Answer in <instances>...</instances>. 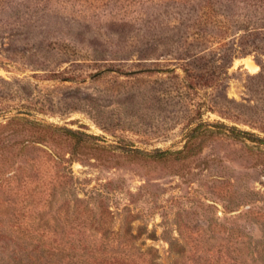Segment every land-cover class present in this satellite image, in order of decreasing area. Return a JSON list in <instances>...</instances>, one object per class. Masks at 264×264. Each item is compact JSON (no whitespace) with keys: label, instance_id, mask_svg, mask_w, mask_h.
Segmentation results:
<instances>
[{"label":"rangeland","instance_id":"obj_1","mask_svg":"<svg viewBox=\"0 0 264 264\" xmlns=\"http://www.w3.org/2000/svg\"><path fill=\"white\" fill-rule=\"evenodd\" d=\"M231 127L264 139V0H0V245L130 231L161 264H264V144Z\"/></svg>","mask_w":264,"mask_h":264},{"label":"trees","instance_id":"obj_2","mask_svg":"<svg viewBox=\"0 0 264 264\" xmlns=\"http://www.w3.org/2000/svg\"><path fill=\"white\" fill-rule=\"evenodd\" d=\"M190 84H188L189 86ZM200 125H196L191 130L196 132ZM233 136L245 138L259 144H264V139L256 137L250 132H245L234 127L229 128ZM62 138L69 140L75 146L85 145L91 135H87L78 130L58 127L55 128ZM96 138V137H95ZM167 155L166 151L156 150V158H162ZM47 220V219H45ZM41 225L47 224V221L40 219ZM3 232V231H0ZM10 234V240L14 239V245H0V253L3 251L5 256L0 257V264H161L159 255L153 246H147L144 250L133 243V239L141 233L134 235L130 231L129 240L123 234L116 232L106 236L91 237L84 230L69 234L57 235L50 230L41 231L31 228H17ZM147 236L154 237V233H148ZM144 244V243H143ZM170 247L174 252L182 251L177 242H170ZM173 245L178 250L173 249ZM235 258L237 264H256L254 260L247 259L248 252L235 246ZM250 254V253H249ZM181 259L177 258L175 264H179Z\"/></svg>","mask_w":264,"mask_h":264},{"label":"bare ground","instance_id":"obj_3","mask_svg":"<svg viewBox=\"0 0 264 264\" xmlns=\"http://www.w3.org/2000/svg\"><path fill=\"white\" fill-rule=\"evenodd\" d=\"M243 62L245 64V67L249 71H251V72L257 71L258 65L255 62H253L250 58H244Z\"/></svg>","mask_w":264,"mask_h":264},{"label":"water","instance_id":"obj_4","mask_svg":"<svg viewBox=\"0 0 264 264\" xmlns=\"http://www.w3.org/2000/svg\"><path fill=\"white\" fill-rule=\"evenodd\" d=\"M140 71H142V70H140Z\"/></svg>","mask_w":264,"mask_h":264}]
</instances>
